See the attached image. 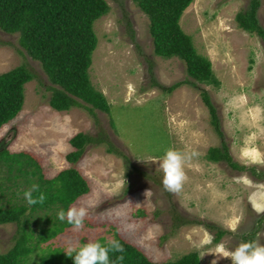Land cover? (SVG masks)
Instances as JSON below:
<instances>
[{
  "label": "rangeland",
  "instance_id": "1",
  "mask_svg": "<svg viewBox=\"0 0 264 264\" xmlns=\"http://www.w3.org/2000/svg\"><path fill=\"white\" fill-rule=\"evenodd\" d=\"M106 1L109 12L94 24L98 45L90 77L112 109L111 114L98 111L101 127L127 157L102 144L90 145L76 164L68 161L76 133H97L93 117L83 108H52V83L41 62L21 46L18 33L0 28V73L26 64L36 74L25 86L21 112L0 128V151L30 152L49 178L75 166L91 187L72 204L89 209L83 229L70 227L42 244L30 255V264L42 263V248L66 249L69 242L79 246L113 240L116 234L157 262L197 251L202 264H211L215 254L210 252L220 244L228 249L247 241L264 244V213L256 211L264 208V41L236 18L251 0H194L180 19L221 81L218 88L199 86L209 90L233 159L245 170L208 159L221 137L197 88L184 83L165 92L153 85L151 62L154 79L163 85L192 78L179 57L155 54L145 12L134 0ZM257 15L264 26V0ZM169 148L199 153L186 164L188 180L176 194L164 189L159 167ZM176 215L188 223L173 232ZM16 228L15 223L0 224V252L12 247ZM219 230L225 233L217 239Z\"/></svg>",
  "mask_w": 264,
  "mask_h": 264
},
{
  "label": "trees",
  "instance_id": "2",
  "mask_svg": "<svg viewBox=\"0 0 264 264\" xmlns=\"http://www.w3.org/2000/svg\"><path fill=\"white\" fill-rule=\"evenodd\" d=\"M148 16L154 52L164 58L179 57L185 62L192 80L166 86L154 79L153 62L149 73L153 85L165 92H173L184 83L200 91L202 100L211 115V124L221 137V144L210 148L208 159L227 162L232 168L247 167L234 161L225 139L218 108L208 89L199 83L219 87L220 79L214 72L210 58L198 52L192 37L180 23L184 11L194 0H134ZM261 0H251L236 18L239 26L256 33L264 41V26L258 18ZM110 6L106 0H0V28L7 33H18L21 46L40 61L52 85L49 103L59 111L75 107L85 109L98 128L96 134L78 132L70 140L73 151L67 154L69 162H79L90 145H106L108 152L127 157L111 141L101 127L98 111L112 113L106 95L95 87L90 77L93 53L98 45L95 22L106 15ZM131 26V23H129ZM36 74L26 65H18L0 73V128L14 119L25 102V86ZM256 174V173H255ZM33 183L47 196L43 204L29 205L24 191ZM91 190L88 179L75 166L47 177L38 158L27 151H0V224L15 223L16 232L12 247L0 252V264H30V255L42 244L53 241L70 227L61 222L57 213L67 209ZM36 195V194H34ZM173 232L188 222L174 217ZM38 223V229L34 225ZM225 233L218 231L219 239ZM169 235L162 237L167 239ZM124 249L125 259L118 264H202L197 251L182 255L175 260L153 261L138 246L116 234ZM107 241H101L106 243ZM64 248H42L41 264H74ZM75 253H73L74 255ZM121 253H110L116 260Z\"/></svg>",
  "mask_w": 264,
  "mask_h": 264
},
{
  "label": "clouds",
  "instance_id": "3",
  "mask_svg": "<svg viewBox=\"0 0 264 264\" xmlns=\"http://www.w3.org/2000/svg\"><path fill=\"white\" fill-rule=\"evenodd\" d=\"M198 155L199 153L195 151H182L175 148H169L165 152L159 167L163 172L162 184L166 191L176 194L183 190L188 180L185 166ZM23 195L29 205L43 204L47 198L46 194L40 190V185L36 183L26 189ZM256 211L264 213V208H257ZM88 213V207L72 205L67 211L59 210L57 217L61 222L66 220L74 231H80L84 227ZM230 227L233 231L236 230L235 224ZM117 252L121 255L117 256L116 260H111L110 253ZM65 253L68 257H74V264H118L125 259L123 245L119 241L111 239L106 243L89 240L79 246L69 242ZM73 253L75 254L73 255ZM210 253L215 254V259L211 264H218L221 259H230L231 264H264V244L257 241L241 242L234 249H228L225 245L220 244L216 251Z\"/></svg>",
  "mask_w": 264,
  "mask_h": 264
}]
</instances>
